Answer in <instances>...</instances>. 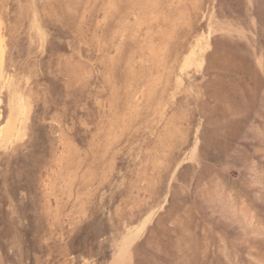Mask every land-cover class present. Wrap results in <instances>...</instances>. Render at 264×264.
I'll return each mask as SVG.
<instances>
[{
	"label": "rangeland",
	"instance_id": "1",
	"mask_svg": "<svg viewBox=\"0 0 264 264\" xmlns=\"http://www.w3.org/2000/svg\"><path fill=\"white\" fill-rule=\"evenodd\" d=\"M0 139V264H264V0H0Z\"/></svg>",
	"mask_w": 264,
	"mask_h": 264
},
{
	"label": "bare ground",
	"instance_id": "2",
	"mask_svg": "<svg viewBox=\"0 0 264 264\" xmlns=\"http://www.w3.org/2000/svg\"><path fill=\"white\" fill-rule=\"evenodd\" d=\"M13 109V108H12ZM2 130V129H1ZM8 131V130H7ZM12 132V131H11ZM5 135V134H4ZM7 136V135H6ZM1 140V139H0ZM6 141V140H5Z\"/></svg>",
	"mask_w": 264,
	"mask_h": 264
}]
</instances>
